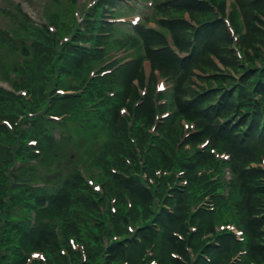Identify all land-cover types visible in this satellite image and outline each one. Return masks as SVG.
<instances>
[{
    "label": "trees",
    "instance_id": "1",
    "mask_svg": "<svg viewBox=\"0 0 264 264\" xmlns=\"http://www.w3.org/2000/svg\"><path fill=\"white\" fill-rule=\"evenodd\" d=\"M154 1V12L149 18L157 22V27L141 23L130 31L133 34L132 37L126 36L121 39L112 35V40L109 41L110 45H128L142 50L144 54L138 55L132 62L116 70L114 74L92 81L91 86L98 89L97 94L101 93L100 86L111 85L113 88H117V85L123 86L112 103L102 111H94L92 122H88L82 131H77L81 135L78 140L80 147L84 149L86 154L84 158L87 159L88 165L95 161L103 169L106 183L104 197H100L98 193L94 194L92 188L76 171H73L64 185L59 188L47 190L46 187L31 186L28 180L33 178V168L23 165L18 172H15L10 169V166L14 165L16 157L23 159L32 155V148L25 147V144L20 143L10 129L0 124V264H27L25 253L32 249L46 251L50 264L56 262L60 264H118L117 260L119 259H128L131 264H144L141 259L144 247L152 243L156 245L159 264H182L180 260L171 255V251L185 254L186 241L178 238L173 232L178 230L184 233L187 229L184 219L186 196L181 195V192L178 193V202L173 214L165 208L155 213L150 208L154 203L153 192L145 186L144 179L136 172L146 168L150 175H153L154 168L167 167L169 164L186 169L187 176L190 178L187 192H190L196 188L197 176L194 174H196L197 165L203 162H200L202 158L198 157L199 159H197L193 154L182 151L176 158L172 144L176 131L170 130L169 126L162 128L163 133L165 132L164 136H159L140 129L141 125L134 122V131L132 130L131 135L136 140L137 137L139 138L137 143L139 141L141 145L144 141L147 143L143 155L144 165L139 162L136 145L129 139L125 123L119 116L118 107L127 98L139 96L133 81L142 78L140 69L143 56L149 57L153 65L159 66L167 72H174L176 79L174 101L178 111L186 118L195 120L200 128L191 135L192 143L200 142L204 137L209 136L212 140H223L226 145L231 147V150L236 148L238 154L248 155L251 149L247 146L240 147V141L255 132L264 136V55H261V68H249L242 74L244 84L242 87L234 89L235 92L225 90L221 93V97H224L221 107L213 106L209 99V97L212 98L209 96L210 93H202L190 98L191 92L185 83L189 79V61L191 62V60L187 57L181 58L168 46L166 34L160 28L168 29L174 37L175 46L180 51L187 49L190 43H193L190 41L188 25L181 19H169L165 16L166 12L184 9L191 11L196 18H206V5L198 0ZM238 2L242 9H246L250 14L245 19L247 32L244 34L242 30H239L241 20L232 15L233 26L240 37L239 45L244 51L246 46L257 41L264 43V32L256 26V22L261 21L260 15H264V0H238ZM26 27L32 28L27 24ZM191 35L194 36V44L198 46L199 50L196 63L201 65L208 53H213L224 61L227 60L223 52L224 50L231 52L230 44L233 40L222 22L215 21L211 25L207 23ZM32 45L39 51L40 58L37 59L44 58L45 64H47L49 56L53 55L54 51L44 48L43 44L36 41H33ZM254 47L257 50V46ZM193 48L195 50L194 45ZM24 50L27 51V49ZM102 53L104 52L91 51L87 56L86 53H79L74 49L66 50L69 64L76 68L81 67L83 63L90 62L91 59L100 57ZM33 75L34 71L31 68L28 71V81H33ZM250 92L258 94L262 98H255L252 94L250 95ZM83 94L64 96L57 101L54 100L51 108L54 112H63L79 107V111L86 112L84 102L92 99L82 101ZM235 94L240 99L237 104L234 101ZM81 101V105L77 106V103ZM253 104L261 110V116L255 114V109L252 110ZM27 105L22 97L0 89V116L13 118L16 112L13 109H18V111L23 109L22 111H24ZM237 111L242 116L241 125H248L245 130H242L240 125L236 127L238 124L231 120L225 119L220 122L221 120L218 119L219 115L227 117ZM134 115L149 124L153 121L154 106L150 95L143 99L142 105L135 110ZM28 122H30V127L24 130L20 129L18 133L25 136L27 134L39 135V143L45 139V143L49 146L51 136L46 132L44 123L39 119ZM173 124L177 123L173 122ZM151 140L157 141H154L155 147L152 146ZM126 158H129L131 163L127 162ZM91 159L94 161L91 162ZM111 163L121 169L120 171L126 172L128 176L110 172L109 165ZM233 169L236 178L232 185L234 189H239L242 195L239 207L244 227L249 236L250 252L254 257L260 256L264 259L263 174L258 169H246L234 164ZM12 175L17 181L22 178L25 180L16 182L11 178ZM104 177L98 176V179ZM202 180H206L205 175L202 176ZM205 183H208V180L201 182L200 185ZM111 195L117 197L118 208L114 215L110 212V203L104 202V200H110ZM124 195L130 196L132 200L128 212H126L128 205ZM6 196L8 199L4 200ZM31 208H36L38 211L37 219L33 224L29 212ZM130 215L137 222V235L141 236V242L138 241L137 235L131 238L126 235L128 219L132 218ZM149 215L153 217L152 221L158 219L161 222L159 232L152 223H148ZM203 216L204 213L201 214V217ZM56 225L61 229L60 235L55 230ZM106 232L110 236L113 232L125 236L123 239H111L107 246L102 239L103 233ZM69 235L82 243L87 253L84 262L74 250H71V245L68 242ZM189 237L191 238L192 235ZM231 243L230 237L225 235L221 249L215 251V259L207 264H217L223 257V252H227L231 248ZM200 244L201 242L192 243L197 249ZM60 245L66 246L70 255L60 254ZM105 246L107 247L105 248ZM39 264L42 262L39 261ZM197 264H206V261L200 258Z\"/></svg>",
    "mask_w": 264,
    "mask_h": 264
},
{
    "label": "rangeland",
    "instance_id": "2",
    "mask_svg": "<svg viewBox=\"0 0 264 264\" xmlns=\"http://www.w3.org/2000/svg\"><path fill=\"white\" fill-rule=\"evenodd\" d=\"M85 1V0H81ZM140 0H126L125 4L130 5L132 7L136 8H141L140 5ZM147 0H145V3L141 4L145 9H147L146 4ZM8 4H11L14 7H24L27 11H33L36 15H34L36 18H41V16L38 14L41 12V6L43 4V0H0V40L4 39L7 35H9V31L15 32V35L18 37L14 41L10 42L8 39L5 41H0V60H3L4 62V70L0 68V70L7 72V69L9 68V65L13 64L12 59L14 58V54L16 53V50L23 44L30 45L32 40L31 37L37 35V28H35L31 23L27 21L26 18H24L23 14L21 13V18L22 19H16L13 15L14 7L8 6ZM132 7H129L128 10L120 12L119 7L116 4H113L112 2H104L102 5H100L96 12V16L98 19H102L103 21L100 22L105 30L102 32L103 35V41L105 42V37L106 36H112L113 35V30H114V21H119L123 19V17H127L130 15ZM80 7L78 4L75 5L74 8V13L76 14L79 11ZM242 15L238 14L237 19H241L246 27V32H247V25L245 22L244 18H248L250 14L246 9H241ZM152 12V11H151ZM151 14V13H150ZM179 13L175 12H168L165 16L168 18H174L178 16ZM186 16V14H184ZM243 16V17H242ZM131 19V18H130ZM19 20H22V22L25 23L22 25ZM27 25H30L32 28H27ZM121 31L117 32V35H119ZM132 33L130 32L128 36L132 37ZM126 37H121V39H124ZM1 43H5L2 45ZM232 44H230L231 46ZM121 45L118 44V47ZM232 52H226L224 50L223 54L225 58L227 57V62L230 65H234L236 63L235 57L231 54ZM36 65V62L34 63V66ZM197 70L204 71V72H209L211 70H217L215 65L210 59H205V61L201 62V67L196 68ZM35 73H39L40 77H44V80H41V85L45 87L46 90H55V89H68V88H81L83 87L84 83L89 81V78L86 76V73L84 71V68H76L72 64H69L68 62V56L63 55V54H53L49 56L47 64H44L40 62L39 67L33 69ZM233 70V67L231 68ZM228 69H222L220 72H227ZM145 72L148 76L151 75V70H150V65L149 63L146 64ZM233 74H237L236 71H232ZM76 73H82V77L78 78L75 77L74 74ZM172 73V74H171ZM166 78H161L160 81H163L166 85V88L170 86V81L174 72H167L164 70L163 74ZM8 79H11V76L7 74L6 76ZM39 82V80H37ZM208 83V82H206ZM188 88L189 89H194V81L192 79H189L187 82ZM9 88H11V85H8ZM150 84L148 85L147 89L144 91H150ZM99 89L101 90L100 94H97L96 88L91 86V84L88 86L84 94L82 95V101L86 99H92L90 101L84 102V111H79V107L73 108L70 110L71 113V119L73 122L78 125L77 127H74V130L76 131H82V128L88 125V122H92L93 118V112L94 111H102L104 108H106L110 103L114 101V94H116V90L111 86H100ZM166 95L169 97L170 96V90H167ZM82 101L80 103H77V106H80ZM92 103H95L94 105V110L89 111L88 106ZM41 105L36 104L33 106L34 109L39 108ZM170 110V105H168L165 109V112ZM13 111H18V109H13ZM1 113V111H0ZM168 114V113H167ZM14 120H19V118L14 115L13 116ZM27 122V119L21 120L22 125L25 126V123ZM44 126H49L48 133L52 134V139L50 140L49 146L47 148V151L45 152L43 156V165L44 167H48L47 171L50 176H54L56 174L61 175L63 178L64 176H68V174H72V171L74 169L72 168V165L75 164H80L81 160H83V157H86V154L83 149L80 148V141L78 138L81 136H76V144L75 141L72 139H68L70 143L67 141V136L66 133L69 132L70 130V125H63L60 126L59 121L54 122V126H57L59 130H55L52 126L47 121H44ZM78 128V129H76ZM64 129V132L62 130ZM61 132V133H60ZM72 132H70L71 134ZM73 138V139H75ZM75 144V145H74ZM251 146V154L250 156L247 154H238L236 151V148L232 150V159L234 163L239 167V166H244L245 164H248L249 159L253 155L255 158H258L259 155L264 154V139L263 138H255L251 139L250 143ZM240 147L247 146L250 148L249 145H243L239 144ZM221 149L229 150L231 147L229 145L226 146H221ZM57 155L60 159L63 161L60 162V159L57 158ZM81 159V160H80ZM74 162H73V161ZM73 163H72V162ZM47 165V166H46ZM51 165V167H50ZM91 170V168H90ZM264 176V174H263ZM49 179H51L49 177ZM60 180L52 181L50 183L51 186H56L57 183ZM224 207H228L227 205V200H223V205L219 208V210H222ZM231 216L230 212H224L222 214L221 218H216L215 223L219 224L221 222H224L228 217ZM224 219V220H223ZM214 221V220H213Z\"/></svg>",
    "mask_w": 264,
    "mask_h": 264
}]
</instances>
